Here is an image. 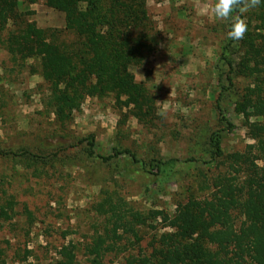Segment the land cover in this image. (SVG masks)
Returning <instances> with one entry per match:
<instances>
[{
    "label": "rangeland",
    "instance_id": "rangeland-1",
    "mask_svg": "<svg viewBox=\"0 0 264 264\" xmlns=\"http://www.w3.org/2000/svg\"><path fill=\"white\" fill-rule=\"evenodd\" d=\"M212 3L145 1L150 49L128 65L134 88L147 100L143 106L149 105L144 116L133 102L125 103L123 95L119 100L112 94L87 96L73 118L60 125L45 105L47 85L37 57L14 61L0 46V205L14 201L11 219L0 217V257L6 264H55L57 250L69 241L76 245L77 262L90 264L83 247L91 235L100 233L111 242L106 233L113 215L97 209L106 199L120 208L116 222L128 221L132 229L117 224L119 238L101 263L124 264L129 256L147 253L156 237L169 230L161 213L150 217L152 210L171 214L189 197L208 196L213 177L230 173L229 158L211 157L210 134L220 132L224 155L243 152L245 145L256 142L257 118L241 104L252 80L239 67L243 47L237 41L230 47L235 69L229 85L228 67L220 56L229 20L214 19ZM28 9L23 18L36 27L71 37L62 11L44 0ZM253 15V9L245 14L248 29L254 27ZM225 86L229 89L222 91ZM218 102L234 124L230 132L220 130ZM89 133L94 135L92 154L84 142L73 144L77 136ZM113 147L130 149L146 162L156 156L195 159L147 194L146 184L154 176L127 164V154L106 161L96 155H107ZM130 211L139 212L142 220ZM24 248L32 251L25 259Z\"/></svg>",
    "mask_w": 264,
    "mask_h": 264
},
{
    "label": "trees",
    "instance_id": "trees-1",
    "mask_svg": "<svg viewBox=\"0 0 264 264\" xmlns=\"http://www.w3.org/2000/svg\"><path fill=\"white\" fill-rule=\"evenodd\" d=\"M44 1L63 12L64 29L71 37H60L61 30L39 28L33 20L23 18L22 13L29 12L28 5L36 0H0V46L14 61L24 62L28 57H37L39 74L47 85L44 102L54 119L65 125L87 96L108 94L115 100L123 95L127 100L125 103L133 102L141 115L148 114L149 105L144 107L142 102L147 100L134 88L128 71V65L137 62L150 49L146 0ZM253 14L254 27L248 29L244 39L237 44L243 47L240 70L252 77L246 88L248 97H243L241 104L250 108L257 118L253 135L256 142L245 145L243 152L224 155L221 134L213 131L209 136L211 157L229 158L230 173L213 177L208 196L189 197L186 202L178 203L171 214L152 210L154 214L150 217L161 213L163 224L169 230L156 237V244L153 243L147 253L129 256L124 264H264V0L253 9ZM230 24L229 20L227 32ZM133 30H136L135 36ZM235 43L226 36L220 46V56L228 67L226 79L229 85L233 84L231 73L235 69L230 47ZM224 89L229 87H223L222 91ZM217 108L223 123L220 130L230 132L234 124L223 113L224 108L219 102ZM83 142L84 149L92 154L94 135L77 136L73 144ZM120 153L128 155L127 164L154 176L146 184L147 194L162 181L188 168V162L195 159L156 156L146 162L130 149L115 147L107 155H96L106 161ZM104 201L106 203H97V209L113 215V226L106 233L111 242L100 233L91 235L83 247L90 264H102L104 254L114 248L113 244L119 238L118 225L132 229L128 221L116 222L121 219L119 206L113 201ZM105 204L109 207L105 208ZM13 205L12 199L0 205L3 220L11 219ZM26 213L31 215L27 209ZM130 214L138 220L143 218L137 211H130ZM75 248L71 241L63 243L57 250L55 264H79ZM31 252L24 248L22 258H27ZM0 264H6L3 256Z\"/></svg>",
    "mask_w": 264,
    "mask_h": 264
},
{
    "label": "clouds",
    "instance_id": "clouds-1",
    "mask_svg": "<svg viewBox=\"0 0 264 264\" xmlns=\"http://www.w3.org/2000/svg\"><path fill=\"white\" fill-rule=\"evenodd\" d=\"M260 4L261 0H214L209 11L216 20H230L227 38L240 41L244 39L248 31L245 14Z\"/></svg>",
    "mask_w": 264,
    "mask_h": 264
}]
</instances>
